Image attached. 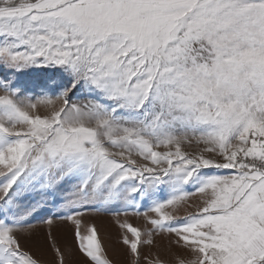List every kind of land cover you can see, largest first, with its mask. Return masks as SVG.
Masks as SVG:
<instances>
[{
  "label": "snow or ice",
  "instance_id": "obj_1",
  "mask_svg": "<svg viewBox=\"0 0 264 264\" xmlns=\"http://www.w3.org/2000/svg\"><path fill=\"white\" fill-rule=\"evenodd\" d=\"M0 92V264H41L20 234L57 215L111 264L78 219L105 206L151 226L117 221L132 264L163 233L177 264H264V0H0Z\"/></svg>",
  "mask_w": 264,
  "mask_h": 264
},
{
  "label": "rangeland",
  "instance_id": "obj_2",
  "mask_svg": "<svg viewBox=\"0 0 264 264\" xmlns=\"http://www.w3.org/2000/svg\"><path fill=\"white\" fill-rule=\"evenodd\" d=\"M14 79L23 89L28 91L29 95L39 92L44 82V76L39 70L30 74L19 75ZM0 94L3 93L0 92ZM187 150L194 151L195 146L187 148ZM212 172L213 174H231V170H212ZM0 179L3 178L0 177ZM107 207L105 206L99 211H85L84 216L78 217L82 221L81 232L86 233L88 227L94 224L111 264H132V257L127 247L120 242L123 230L118 227L117 221L127 220L134 226L144 229L151 226L146 223L143 216L132 215L131 213L127 216L123 214L116 216L112 211L107 210ZM200 207H202V198L197 193L191 196L188 202L178 210L177 216L180 220H183L186 216L195 214ZM120 210L123 211V205ZM48 211H51V209ZM59 211L66 212L69 210L60 209ZM150 215L154 214L150 213ZM75 231V226L70 221L60 219L59 215H57L51 226L44 223L42 219H34L32 226L20 234V241L23 248L37 258L41 264H55L56 256L52 247L53 238L56 245L65 251V264H88L86 258L77 248ZM154 240L153 245L142 247L143 258L141 264H147V260L156 257L163 260L164 264H177L178 259H184L185 261L194 259L193 254L176 247L173 243L175 240L173 235L159 234L154 237Z\"/></svg>",
  "mask_w": 264,
  "mask_h": 264
}]
</instances>
